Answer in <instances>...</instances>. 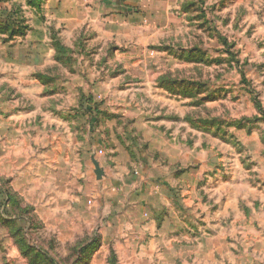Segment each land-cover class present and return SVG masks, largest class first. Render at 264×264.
I'll return each instance as SVG.
<instances>
[{
	"label": "rangeland",
	"instance_id": "1",
	"mask_svg": "<svg viewBox=\"0 0 264 264\" xmlns=\"http://www.w3.org/2000/svg\"><path fill=\"white\" fill-rule=\"evenodd\" d=\"M127 1L0 0V264H264V0Z\"/></svg>",
	"mask_w": 264,
	"mask_h": 264
},
{
	"label": "crops",
	"instance_id": "2",
	"mask_svg": "<svg viewBox=\"0 0 264 264\" xmlns=\"http://www.w3.org/2000/svg\"><path fill=\"white\" fill-rule=\"evenodd\" d=\"M69 1V0H67ZM148 0H140L139 4H145ZM158 2V0H155ZM70 9L86 11L87 15L97 17L94 22H102L111 10H124L127 8V0H70ZM109 15V14H108ZM92 26L91 24L88 25Z\"/></svg>",
	"mask_w": 264,
	"mask_h": 264
},
{
	"label": "water",
	"instance_id": "3",
	"mask_svg": "<svg viewBox=\"0 0 264 264\" xmlns=\"http://www.w3.org/2000/svg\"><path fill=\"white\" fill-rule=\"evenodd\" d=\"M95 166H96V175H97V178H100V171L98 169L97 164H95Z\"/></svg>",
	"mask_w": 264,
	"mask_h": 264
}]
</instances>
